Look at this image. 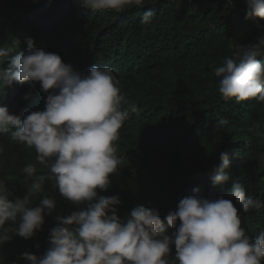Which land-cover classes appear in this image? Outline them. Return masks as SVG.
Segmentation results:
<instances>
[{
  "label": "trees",
  "instance_id": "trees-1",
  "mask_svg": "<svg viewBox=\"0 0 264 264\" xmlns=\"http://www.w3.org/2000/svg\"><path fill=\"white\" fill-rule=\"evenodd\" d=\"M149 10L151 23H141ZM261 35L264 20L247 18L244 0H147L143 8L121 13L86 9L77 0H0V47L16 42V55L26 51V39L32 38L36 48L59 54L82 74L107 65L121 93L135 105V111L126 107L129 116L118 141L123 166L100 193L121 198V218L143 203L159 209L163 219L200 187L206 198L232 200L253 238L264 231V208L244 212L228 192L238 182L246 196L264 201V104L224 102L214 68L236 47L255 43ZM9 67L8 61L0 65ZM46 95L38 82H14L0 88V106L23 119L44 110ZM0 148V178L13 196L22 197L29 181L21 169L35 162L36 153L13 143L8 134L0 136ZM224 151L231 179L218 185L212 176ZM46 173L37 166L36 175ZM44 195H55L57 207L46 216L42 231L0 246V264H30L21 258L25 252L41 257L56 216L86 207L66 200L58 189Z\"/></svg>",
  "mask_w": 264,
  "mask_h": 264
},
{
  "label": "clouds",
  "instance_id": "clouds-1",
  "mask_svg": "<svg viewBox=\"0 0 264 264\" xmlns=\"http://www.w3.org/2000/svg\"><path fill=\"white\" fill-rule=\"evenodd\" d=\"M244 2L247 18L264 20V0ZM77 3L94 11L121 13L143 8L147 0ZM152 18L153 12L145 11L141 23H151ZM26 44V51L16 55H12L16 42L0 47V65L10 63L8 69L0 68V88L38 82L47 95L44 110L31 111L23 119L0 106V136L8 134L13 143L36 153L35 162L21 169L29 181L22 197L13 196L5 178H0V246L15 236L28 240L42 231L46 216L57 207L55 195L44 193L58 189L66 200L86 207L56 216L46 252L39 258L21 254L30 264H264V231L253 238L242 227L232 200L206 198L200 187L181 198L163 219L159 209L143 203L121 218L117 208L121 198L100 193L111 187V176L123 166L118 141L129 116L126 107L135 111V105L121 93L111 67L92 66L82 74L59 54L36 48L32 38ZM214 75L224 102L264 104V35L232 50L214 68ZM220 161L212 181L225 185L231 179L227 151L220 153ZM37 166L47 169L46 175H36ZM228 195L244 212L264 208V201L246 196L238 182Z\"/></svg>",
  "mask_w": 264,
  "mask_h": 264
}]
</instances>
